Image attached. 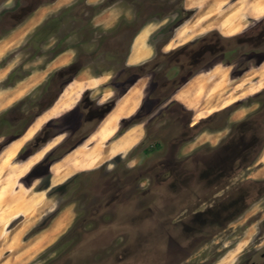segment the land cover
I'll return each instance as SVG.
<instances>
[{
	"label": "rangeland",
	"instance_id": "1",
	"mask_svg": "<svg viewBox=\"0 0 264 264\" xmlns=\"http://www.w3.org/2000/svg\"><path fill=\"white\" fill-rule=\"evenodd\" d=\"M29 2L34 5L24 22L0 39V161L36 119L29 139L0 170V264L26 260L27 252H11L10 245L30 241L65 209L69 227L25 264H238L250 252L264 250V127L260 141L253 136L254 115L264 113V87L255 86L254 76L264 71V17L249 15L252 3L0 0V16ZM236 4L245 11L244 25L233 31L226 17L234 16ZM217 40L224 52L209 66L188 70L186 52L192 58L208 41L214 51ZM129 48L130 62L147 60L157 65L155 72L166 74L155 81L145 76L125 92L138 86L141 95L134 114L119 120L116 136L136 125L144 145L140 140L94 169L67 167L57 178L56 164L77 149L93 147L88 141L105 118L95 128L98 122L90 117L97 119L99 108L110 107L134 79L124 66ZM175 57L180 64L174 66ZM69 64L78 74L61 85L57 70ZM170 77L178 79L168 90L162 82ZM260 78L264 85V72ZM30 79L28 91L9 100L11 91ZM180 92L188 99L181 101ZM20 169H26L21 177L11 175ZM182 177L192 184L190 200L202 193L204 178L211 183L206 191L222 197L218 194L213 207L197 204L187 211L193 198L181 200L170 215L156 211L167 198L159 195L164 186L166 193L186 192ZM166 181L170 187L161 183ZM15 210L24 215L6 223ZM142 231L146 238L139 237Z\"/></svg>",
	"mask_w": 264,
	"mask_h": 264
},
{
	"label": "bare ground",
	"instance_id": "2",
	"mask_svg": "<svg viewBox=\"0 0 264 264\" xmlns=\"http://www.w3.org/2000/svg\"><path fill=\"white\" fill-rule=\"evenodd\" d=\"M256 1V0H255ZM194 5V4H193ZM192 7V6H191ZM234 11V16H227L226 17V23L231 24L232 26L230 27V30L237 31L242 28L244 25V22L241 18V9L239 10V6L236 4L233 8ZM263 9L260 8L258 9L255 14H260L259 12H262ZM240 15V17H239ZM229 22V23H228ZM188 27H185V29ZM263 70L262 71H255L254 76L255 77H260L263 75ZM258 77V78H259ZM33 79L27 80V81H22L19 83L18 87L11 91L12 95H9V100H13L16 98H19L21 95L25 92L28 91V89L31 87L33 84ZM184 92H180L178 95V98L182 101L184 99H188L187 97L185 98ZM141 95V90L139 89L138 86H132L129 90V92L124 96V98L119 102L118 106L109 113L103 122L100 124L98 129L93 133L91 136V139L88 141V145H91L93 147L91 148H81L75 150L70 156H68L66 159H64L62 164H56L53 169L55 172V175L57 178L65 173L64 170L68 168H75L76 171H80L83 169H91V168H96L102 165L103 163L107 162L114 156L127 153L129 150H131L133 147H135L138 142L142 139V132L139 130V127L136 125L131 128L130 130L126 131L125 134H119L121 136H116L118 132V125H119V120L122 118H128L132 114H134L139 98ZM179 100V101H180ZM184 104V102H183ZM186 105V104H185ZM110 111V110H109ZM197 117L203 118V116H200L199 114H196ZM103 119V118H102ZM30 136V131L27 130V132L21 137L18 138L17 140L13 141L6 153H8L6 158H4L2 161H0V170L3 166L7 165L10 163V161L13 159V155L16 152L17 148L21 146L24 141H27ZM118 137V138H117ZM117 138L114 142H112L109 145H106L107 141L109 140H114ZM6 156V155H5ZM26 167V166H24ZM26 169H20L16 173L11 174L15 177H21L23 175V172H25ZM264 172V171H263ZM0 173V177H1ZM13 178V177H12ZM11 179V178H10ZM16 179V178H15ZM4 182V185L7 182V178ZM9 184L6 185V188L8 187ZM18 194H23L22 191H18ZM42 198V196H41ZM43 199V198H42ZM38 205V204H37ZM36 205V206H37ZM41 205V204H40ZM35 208H32L28 211V213L31 211H34ZM42 211V210H41ZM27 214V213H26ZM19 215H24L23 213H19L17 210L13 211L10 216H8L6 223H8L11 219L18 217ZM31 216V214H30ZM42 216V215H41ZM40 219V218H38ZM26 220V219H25ZM37 221V220H36ZM71 221V214L70 211L65 209L52 223V225L46 229L45 231L40 232L38 235L35 237H32L30 241L28 242H22V240L18 242H13L10 245L9 251L17 253L21 252L24 256L25 254L27 255L28 253V258L34 257L40 250L44 249L46 245L48 246L49 244L57 239L58 235H60L66 228H68L69 223ZM38 222V221H37ZM31 224V223H30ZM36 224V223H35ZM30 226V225H29ZM32 226V225H31ZM5 230V229H4ZM28 230V229H27ZM24 228L21 229L17 235V239L21 234H23ZM3 233V232H2ZM21 233V234H20ZM27 252V253H26ZM28 258L26 260L21 259V263L19 264H25L26 261H28ZM30 260V259H29ZM7 263V261H5Z\"/></svg>",
	"mask_w": 264,
	"mask_h": 264
},
{
	"label": "flooded vegetation",
	"instance_id": "3",
	"mask_svg": "<svg viewBox=\"0 0 264 264\" xmlns=\"http://www.w3.org/2000/svg\"><path fill=\"white\" fill-rule=\"evenodd\" d=\"M30 5H34V4H30L27 3V4H18V8L15 9V11L13 12H6V14H3L0 16V39H3L5 36H7L9 34V32L14 29V28H17V26H20L24 21H22V16L24 15V13L26 12V10L29 9ZM19 14V15H18ZM145 26V25H144ZM143 26V27H144ZM142 29V28H141ZM141 29H137L136 33L134 34L133 38L137 37L139 32L141 31ZM37 36H35L36 38ZM195 43L197 42H192L191 45H194ZM219 43V40L216 41L215 45H214V51L210 48V42H202L201 44H199V48H201V50L199 51H196L194 52V56L191 58L189 56V51L186 52V62H187V68L188 70L189 69H195V68H205L207 66H209L212 61H214V59L222 54V52H224V47H218L220 45H218ZM129 51H130V48L127 50L126 54L127 57L129 55ZM189 52V53H188ZM211 52L215 53L216 56H212ZM171 56V55H170ZM172 57V56H171ZM127 60V59H126ZM174 60V63L173 65H177V64H180V58H173ZM124 62V61H123ZM156 64H153L152 62L150 61H145V62H142L141 64H138L136 66H128L127 65V61L124 62V66L126 67L125 69H127L129 71V74H131L132 76L131 77H134L133 80H131L129 86L127 88H123V90L121 91V93L119 94V97H117L116 100H118L120 97H123L125 94V92L128 90V88L131 86V85H134L135 83H137L136 80H139V79H142L144 78L145 76H152L153 78V81H155V79H159L160 78V74L155 72L156 70ZM75 67L76 65L74 64H69L68 66H63L62 68H60L59 70H57V73L59 74V80L62 81L61 82V85L64 84V83H67L66 86L69 84L70 81H72V79L78 74H74L76 71H75ZM173 68V67H172ZM176 68V67H175ZM136 69H139L140 71L139 72H133L134 70ZM74 75V76H73ZM165 72L162 73V77H166L165 76ZM73 77V78H72ZM72 78V79H70ZM187 78V77H186ZM195 78V77H194ZM178 78L176 77H170L168 78L167 80L163 81L162 84L164 85V87H166V89L170 90L173 88V85L174 83H176ZM193 79V78H192ZM187 82V81H185ZM158 89V87H157ZM263 89V88H262ZM160 90V89H158ZM167 90V91H168ZM178 90V89H177ZM176 90V91H177ZM64 91V90H63ZM63 91H60L56 97V99L53 101V103H51L39 116H41L43 113H45L47 110H49L50 108H52V106L55 104V102L57 101V99L59 98V96L63 93ZM175 91V92H176ZM263 92L257 94V97H260L262 95ZM124 94V95H123ZM174 94L173 92H171V95ZM123 95V96H122ZM159 99V98H158ZM116 100H113V102L110 104V106H112L111 110L115 107ZM79 101V100H78ZM101 105V104H100ZM105 105V104H104ZM101 106L99 108V112H103L99 117H103L105 114L107 115L108 112H107V109L109 107H105V106ZM76 107H78V105H76ZM263 108H264V105H263ZM110 110V111H111ZM260 111V109L258 110ZM105 115V116H106ZM105 116L103 117V119L105 118ZM254 125H255V129H254V140L256 142L260 141L261 140V128L264 127V113H260V112H257L255 115H254ZM98 117V118H99ZM98 118L96 119V117L94 116V114L90 117V120L91 121H97L98 123L94 126H96L95 128L98 127V125L101 123V121H98ZM54 119V118H53ZM36 120V119H35ZM35 120L29 125V127L23 132V134L21 136H23L27 130L31 127V125L35 122ZM95 130V129H94ZM92 130L90 133L88 132H85L84 134H81L79 136V140L76 141V143L72 144V146H74L75 144V147H73L69 152H71L73 149L77 148V146L80 144V142H82V140H84V137L87 136V133L88 134H92V132L94 131ZM40 131V130H39ZM37 134V133H36ZM35 134V135H36ZM21 136H19L18 138H20ZM32 140V139H31ZM49 141V139L47 140ZM160 143H163L161 140H159ZM38 143V142H37ZM37 145V144H36ZM144 145V141L141 140L140 142V147ZM163 145V144H161ZM39 146V145H37ZM39 151V150H38ZM37 151V152H38ZM2 152V151H1ZM35 152V151H34ZM69 152H67L66 154H68ZM36 153V152H35ZM34 154V153H33ZM65 154V155H66ZM65 155L61 156L60 158H58L56 161H59V159H62ZM199 178V177H198ZM166 179V178H165ZM181 179V178H180ZM180 179L178 178V180L180 181ZM186 181V177H182V184H185L187 190L186 192H178V193H166V187L164 186V191L163 192H160L159 195H162V196H165L167 197L165 199V203L162 204V208H157L156 211H159L161 210L163 212V214L166 212V213H169L168 215H170L171 213L173 212H176L178 211V204L179 202L182 200V201H193V198H194V204L193 205H187L186 209L187 211H190L191 209H193L197 204H203L204 206H206V208L208 207H213V202H216L217 200H219L218 198V194H219V197L221 196V193H217V194H212L211 192H207V188H209L211 186V183L209 182V179L207 178H204L203 181H205V183L203 184V191L202 193L200 194H197L195 195L192 200L191 199V195H192V192H191V183H187L185 182ZM207 181V182H206ZM163 184H165L167 187H170L168 184H167V181L166 182H161ZM219 184V183H217ZM216 184V185H217ZM212 185H215L214 183ZM215 187V186H214ZM224 193H222L223 195ZM158 195V197H159ZM216 196V197H214ZM228 196V195H226ZM225 196V197H226ZM222 197V196H221ZM188 198V199H187ZM244 204V203H243ZM242 205V204H241ZM200 206V205H199ZM151 209V208H150ZM247 209V207L245 208V210ZM194 210V209H193ZM186 211V210H185ZM220 212V215H225L224 212H222L221 210H219ZM192 212V211H191ZM211 212V211H210ZM193 213H196L195 211H193ZM223 213V214H222ZM208 214V213H206ZM166 215V214H165ZM222 221V220H221ZM166 228H171V227H167L165 226ZM163 227V229L165 228ZM162 227H160V234L163 232V230H161ZM165 228V229H166ZM139 237L142 239V238H146V233L144 231L141 232V234L139 235ZM257 246V245H256ZM255 246V247H256ZM253 254H257L256 256L253 257ZM189 260V259H188ZM238 264H264V250H262L260 253L258 250L254 251V252H250L249 254H247L246 256H244L239 262Z\"/></svg>",
	"mask_w": 264,
	"mask_h": 264
},
{
	"label": "crops",
	"instance_id": "4",
	"mask_svg": "<svg viewBox=\"0 0 264 264\" xmlns=\"http://www.w3.org/2000/svg\"><path fill=\"white\" fill-rule=\"evenodd\" d=\"M261 0H237V2L238 3H247V2H251L252 3V6L249 8V15H251L252 16V18L253 19H255V20H259V19H261V18H263L264 17V4H263V6H259V2H260ZM262 1H264V0H262ZM260 8H262L263 9V11L262 12H259L260 14H255V12L258 10V9H260ZM243 12H245L244 10H242ZM143 29H145V27H143L142 29H141V31L139 32V34L138 35H140V33H142V31H143ZM137 38V37H136ZM135 38V39H136ZM131 54H132V51H131V53L128 55V57H127V65L128 66H136V65H138L140 62H138V63H133V62H130V58H131ZM57 67H62L61 65L60 66H57ZM264 68V67H263ZM257 72H259V69L257 70ZM259 77V76H258ZM257 77V78H258ZM253 78H255V77H253ZM257 84V85H256ZM255 84V86L257 87V88H259V89H261V88H263L264 87V85L262 84V82H261V78L259 77V80H258V82ZM43 230H45V229H43ZM43 230H41V231H39V232H42ZM38 232V233H39ZM24 233L25 232H23V234H21L22 236L24 235ZM37 233V234H38ZM22 236H20V238L22 237ZM31 238V237H30ZM28 240L27 239H25L24 241H23V243L24 242H27ZM9 250V249H8ZM8 250H6V251H8Z\"/></svg>",
	"mask_w": 264,
	"mask_h": 264
},
{
	"label": "water",
	"instance_id": "5",
	"mask_svg": "<svg viewBox=\"0 0 264 264\" xmlns=\"http://www.w3.org/2000/svg\"><path fill=\"white\" fill-rule=\"evenodd\" d=\"M124 94H126V93H124ZM118 100H119V99H118ZM116 102H117V100L115 101V103H116ZM113 105H114V104H113ZM113 105H112V106H113ZM112 106H110V107L107 109V112H108L109 110H111ZM105 115H106V114H105ZM105 115H104V116H105ZM101 120H102V119H101ZM101 120H100V121H101Z\"/></svg>",
	"mask_w": 264,
	"mask_h": 264
}]
</instances>
